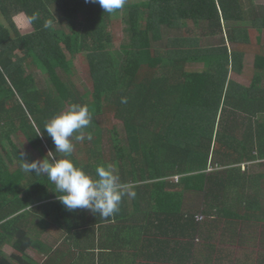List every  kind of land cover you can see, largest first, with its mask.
Returning a JSON list of instances; mask_svg holds the SVG:
<instances>
[{
    "label": "trees",
    "instance_id": "16d2710c",
    "mask_svg": "<svg viewBox=\"0 0 264 264\" xmlns=\"http://www.w3.org/2000/svg\"><path fill=\"white\" fill-rule=\"evenodd\" d=\"M121 11L128 44L117 50L114 16ZM189 24L215 43L203 47ZM163 30L184 33L157 47ZM263 34L264 5L253 0H127L112 14L85 0H0V264H37L30 253L46 256L45 264H95L98 253L114 264H200L196 219L205 211H184L185 194L203 195L208 214L231 215L229 203L241 199L248 209L264 182ZM248 51L254 74L245 86L230 74L243 73ZM75 59L90 92L73 82ZM71 104L86 105L92 118L85 139H72L74 165L93 177L98 165H111L136 192L107 219L68 211L47 176L21 167L35 160L29 149L41 159L49 151L63 158L43 128ZM106 116L114 128L103 129ZM257 161L256 177L241 170ZM211 166L217 169L208 172ZM29 227L56 229L61 251Z\"/></svg>",
    "mask_w": 264,
    "mask_h": 264
},
{
    "label": "clouds",
    "instance_id": "9594fccd",
    "mask_svg": "<svg viewBox=\"0 0 264 264\" xmlns=\"http://www.w3.org/2000/svg\"><path fill=\"white\" fill-rule=\"evenodd\" d=\"M97 3L104 13L112 14L122 9L127 0H85ZM35 19V17H33ZM51 21L45 22V27L51 26ZM121 103H127L122 97ZM91 115L86 105L71 104L67 110L53 116L44 126L47 135L52 138L55 153L63 158H55L49 151L47 157L34 160L31 163L23 161L21 167L27 173L47 176L55 185L58 200L68 210L87 209L105 219L119 212L120 204L125 197L135 198L134 186L120 180L111 165H98L95 177L86 173L82 168L74 165L69 158L73 152L72 139H85L84 129L91 123ZM41 134V131L38 135ZM91 140V134L87 135Z\"/></svg>",
    "mask_w": 264,
    "mask_h": 264
},
{
    "label": "crops",
    "instance_id": "0c3cea01",
    "mask_svg": "<svg viewBox=\"0 0 264 264\" xmlns=\"http://www.w3.org/2000/svg\"><path fill=\"white\" fill-rule=\"evenodd\" d=\"M243 73L237 75L241 77ZM256 163L258 161L243 165L241 170L245 171L251 178L256 177L261 170L256 166ZM257 183L262 186L259 187L260 190L257 192L256 203L255 200L249 202L248 209L245 208L241 199L236 201L235 204L229 203L228 211L231 212V215H218L216 211L213 214H208L209 211L204 209V221L201 223L202 226L204 225L203 236L197 249V253L200 254V257H197L200 264H264V182L259 181ZM253 184L255 185V182ZM252 188L255 189V186ZM253 192L250 190L248 194L254 197ZM232 215L236 218L232 219ZM207 218L210 222L208 221L209 223L205 224ZM60 242L63 243V241ZM45 245L53 251H61L62 248V244L50 246L45 243ZM99 255L100 253L95 255V264H114V262L105 261L104 258L100 262L98 260ZM45 260L46 256L41 255L40 260L36 261L37 264H45ZM51 264L92 263L75 262L68 258ZM126 264L128 263L126 262ZM137 264L147 263L140 260Z\"/></svg>",
    "mask_w": 264,
    "mask_h": 264
},
{
    "label": "rangeland",
    "instance_id": "374dc122",
    "mask_svg": "<svg viewBox=\"0 0 264 264\" xmlns=\"http://www.w3.org/2000/svg\"><path fill=\"white\" fill-rule=\"evenodd\" d=\"M135 0H128V2H134ZM255 5H264V0H253ZM127 18V12L126 11H121L120 13H117L114 16V33L116 35V49L117 50H121V48L128 44V24L125 21V19ZM188 28L191 31H195V33H192L196 36H200L201 37V45L203 47L206 46H210L211 44H214L216 40L213 39H208V37H202L200 34V29H195L194 27L191 26V24L188 25ZM184 33V31L182 32H178V31H168V30H163V41L160 44H156L157 47H161L163 45H165V42L167 41V39H169V37H173L176 35H182ZM263 41H264V34L262 37ZM262 41V42H263ZM230 49H232V46H229ZM253 51H248V53L246 54L245 57V70L243 75L240 77L238 76L236 73L232 72L230 74V78L234 81H237L243 85H248L250 82V79L252 78L254 71L252 68V61H253ZM74 65V79L73 82L76 85L77 88H81L84 90V92H90L91 88H90V79H89V75L86 71V68L83 67V62L82 60L79 59H75L73 62ZM202 66H194L191 69L192 70H196V71H200L202 70ZM35 78L36 81L39 84V87L42 89L46 86L45 84V79L43 77V75L41 74V72L36 71L35 72ZM67 110V108H66ZM101 125L103 126V129H112L114 128V124L112 121L111 116H106L105 118H101ZM119 128L121 130V136L123 138V143L124 146L126 148L127 146V142H126V135H125V130H124V126L123 125H119ZM104 137H103V142H102V148H103V153L104 155L108 158L110 157V153H111V148H112V144H111V139H110V133H108L106 130ZM26 153H29L30 155H32L35 160H40V153H38L37 151H33L31 149L29 150H25ZM16 166V164H13V169ZM252 172V171H251ZM251 174V173H250ZM204 202V198L203 195L201 194H195V193H186L185 194V202H184V211H190V212H196V215L200 213V211L203 209H205V211H208L209 208H207L206 204L203 205ZM208 218L207 220H205V224H208ZM202 225V224H201ZM204 226V225H203ZM202 226V227H203ZM29 229H31V232L33 231V234L35 235L37 233V235L39 236V238L44 241L47 245L50 246H56L57 244H62V242L59 241V232L55 230H51L49 233H43L41 231H38V229H34L32 230L31 227H29ZM31 256L33 258H35L36 260H40V256L35 255L30 253Z\"/></svg>",
    "mask_w": 264,
    "mask_h": 264
},
{
    "label": "built area",
    "instance_id": "2783aa9c",
    "mask_svg": "<svg viewBox=\"0 0 264 264\" xmlns=\"http://www.w3.org/2000/svg\"><path fill=\"white\" fill-rule=\"evenodd\" d=\"M216 169H217V166L216 167L211 166V167H209L208 172L214 171ZM170 180L175 182V183H178L179 176H174ZM196 221H197V223L201 224L204 221V217L203 216H199V217H197Z\"/></svg>",
    "mask_w": 264,
    "mask_h": 264
}]
</instances>
